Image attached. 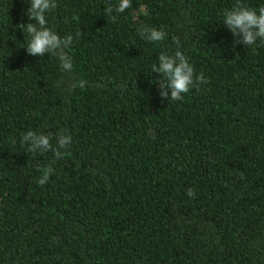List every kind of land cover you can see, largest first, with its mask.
Returning a JSON list of instances; mask_svg holds the SVG:
<instances>
[{
	"label": "trees",
	"instance_id": "obj_1",
	"mask_svg": "<svg viewBox=\"0 0 264 264\" xmlns=\"http://www.w3.org/2000/svg\"><path fill=\"white\" fill-rule=\"evenodd\" d=\"M119 2L57 0L46 19L73 37L65 70L26 52L30 0H0V264H264V41L235 43L236 0L105 14ZM177 50L207 83L170 101L152 65ZM61 129L62 159L22 143ZM36 165L54 169L44 187Z\"/></svg>",
	"mask_w": 264,
	"mask_h": 264
},
{
	"label": "clouds",
	"instance_id": "obj_2",
	"mask_svg": "<svg viewBox=\"0 0 264 264\" xmlns=\"http://www.w3.org/2000/svg\"><path fill=\"white\" fill-rule=\"evenodd\" d=\"M29 5L27 16L35 23L17 25L23 32L26 31L29 36L25 48L26 52L31 56L44 57L47 55L55 57L60 61L63 69L69 70L72 61L66 49L72 44L73 37L68 35L62 38L56 31L47 26L46 15L57 8V0H30ZM130 7L131 0H120L115 9L112 7L106 8L105 14L111 15L113 11L123 13ZM223 24L234 38L239 37L235 40L236 44L254 46L258 39L264 41V6L253 9L241 3V0H236V4L230 10H225ZM139 34L149 42H162L167 36L165 31L149 26H142ZM175 43L179 48L180 42L178 39ZM158 62L159 66L156 63L152 65V72L163 77L159 81V93L162 99L181 101L192 87L199 88L201 84L207 83L204 74L201 72L196 75L188 57L179 50L175 51L174 55L161 52ZM78 86L84 88L86 82L80 81ZM53 138L56 139L55 148L51 143ZM22 143H27L30 146L29 151L33 153L43 154L52 151L57 159H62L72 143V136L63 129L55 137L51 134L28 131L23 135ZM36 169L41 172L37 183L40 187H44L49 182L54 169L51 166L43 167L40 165H36ZM186 195L194 198V189L189 188Z\"/></svg>",
	"mask_w": 264,
	"mask_h": 264
}]
</instances>
